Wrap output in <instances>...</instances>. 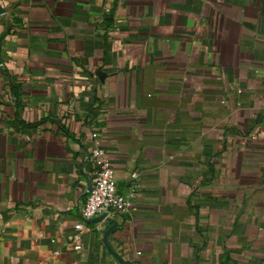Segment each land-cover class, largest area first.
Masks as SVG:
<instances>
[{
    "label": "crops",
    "instance_id": "crops-1",
    "mask_svg": "<svg viewBox=\"0 0 264 264\" xmlns=\"http://www.w3.org/2000/svg\"><path fill=\"white\" fill-rule=\"evenodd\" d=\"M0 6V264H119L75 229L94 146L125 264H264V0Z\"/></svg>",
    "mask_w": 264,
    "mask_h": 264
},
{
    "label": "built area",
    "instance_id": "built-area-1",
    "mask_svg": "<svg viewBox=\"0 0 264 264\" xmlns=\"http://www.w3.org/2000/svg\"><path fill=\"white\" fill-rule=\"evenodd\" d=\"M260 136H264V128L250 133L249 138L256 140ZM90 157L96 165V171L90 190L80 206V222L75 225V229L78 230L82 228L84 222L101 214L109 217L114 214H128L136 189L134 183L130 184L125 191L118 189L115 170L102 148L94 146ZM136 178L137 173H131V179ZM75 248L79 249L80 245H76Z\"/></svg>",
    "mask_w": 264,
    "mask_h": 264
},
{
    "label": "water",
    "instance_id": "water-1",
    "mask_svg": "<svg viewBox=\"0 0 264 264\" xmlns=\"http://www.w3.org/2000/svg\"><path fill=\"white\" fill-rule=\"evenodd\" d=\"M4 11L3 9L1 8L0 6V14H2ZM90 186H91V182L89 181L88 182V188H87V191L90 190ZM89 221H92V222H95V221H105L106 223L109 224V226L107 227V229L105 230V232L103 233V236H102V242L103 244L105 245V247L108 249V251L114 256L116 257V259L118 260L119 264H125L123 259L118 256V254H116V252H114L109 244H108V241H107V237L110 233H112L116 227L118 226V223L116 220L112 219L111 217L107 216L106 214H101L97 217H94L92 219H90Z\"/></svg>",
    "mask_w": 264,
    "mask_h": 264
}]
</instances>
